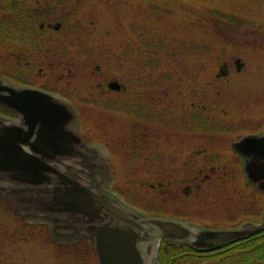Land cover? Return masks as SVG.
Returning a JSON list of instances; mask_svg holds the SVG:
<instances>
[{"label": "rangeland", "instance_id": "obj_1", "mask_svg": "<svg viewBox=\"0 0 264 264\" xmlns=\"http://www.w3.org/2000/svg\"><path fill=\"white\" fill-rule=\"evenodd\" d=\"M204 1L237 11L243 18L264 22V0ZM146 2L164 5L165 9L158 13L138 11L141 7L149 9L144 5ZM198 2L81 0L77 2V13L71 17L73 24H69L73 31L65 40L74 53L79 43H86L84 49L79 48L83 56L66 57L67 60L72 58L74 62L62 69L58 67L55 74L46 71L39 79L38 66L30 75L28 71L20 77L21 80L31 79L32 82L44 83L47 87H60L59 92L64 95L67 103L72 98L84 104L77 95L90 98L91 103L84 105V109L90 110L94 117L88 125L89 129L86 128L91 138L97 129L102 131L103 122L98 120L99 111H108L110 116L104 123L113 129L112 133L102 138L112 148L113 178L119 175L134 176L133 183L123 178L120 188L116 186L130 202L149 208L153 215L161 212L160 216H178L189 221L192 218L199 223L213 220L215 225L220 223L225 227L235 218L240 221L259 218L258 211L263 209L261 203L259 205V202H255L254 197L253 201L241 199L239 203L232 194L233 199L230 196L234 187V184H229L233 180L231 175L226 180L225 188L212 187L211 190H205L204 196L193 201L191 196L186 197L182 193L186 183L179 178L181 175L178 169H189L190 163L194 165L192 168L202 167L203 163L209 168L225 160L228 167L234 170L230 141L236 139V131H240L243 126L249 129L259 117L264 119V26L258 24L251 31L234 27L226 32V39L230 40H222L218 35L203 31L202 27L191 23L190 18L193 19L196 13ZM170 8L172 10H168ZM143 24L149 25L146 28L153 27L157 40L141 33ZM135 30L137 34L143 35L138 41L134 34L136 32L133 33ZM46 33L51 34L49 31ZM125 37L128 38L127 43L123 42ZM216 44H227L228 47L218 52L215 46L208 48ZM201 47H204L201 52H195ZM153 48H159L160 52ZM238 57L244 66L241 73L233 75ZM121 59H125L124 64L130 73L142 72L144 83H150L149 87L146 85L144 96L131 94L124 99L121 93L110 91L107 85L109 79L117 76L122 80L123 71H127L123 70ZM168 60L172 63L168 64ZM224 63L230 68L227 76L220 74ZM154 85L156 87H152ZM139 98L153 110L151 112L145 108L144 117H139V123L146 127L147 122H150L156 131V148L145 151L147 161L133 154L129 135L124 134L125 125L129 123L125 121L127 115L123 111L126 112L127 104ZM239 113L243 117L239 118ZM152 115L155 116L153 121ZM200 117L209 122L207 135H201L195 127L194 122L200 120ZM120 127V132L113 134ZM196 147L209 149L203 161L199 162L200 166L197 163L199 159L196 160L192 155L185 159L169 156L175 150L188 155ZM219 155L224 160L217 162ZM187 163L189 167H186ZM163 169L166 171L162 172ZM159 180L162 181V187L152 189L151 184L157 185ZM12 205L0 195V264H67L66 257L61 255L63 251L59 254L58 248L49 245L40 234L34 239L30 237L31 234L28 235L29 232L27 234L17 228L18 211ZM27 221L35 222L30 219ZM64 250L66 253L71 251ZM78 251L85 253L81 247ZM78 251L72 252L77 254L72 264L76 261L77 264H97L95 257L90 256L85 260L79 257L81 254Z\"/></svg>", "mask_w": 264, "mask_h": 264}, {"label": "flooded vegetation", "instance_id": "obj_2", "mask_svg": "<svg viewBox=\"0 0 264 264\" xmlns=\"http://www.w3.org/2000/svg\"><path fill=\"white\" fill-rule=\"evenodd\" d=\"M79 1L0 0V53L1 47H10V61L16 62L18 60V62H21L19 58L22 59L23 56L16 48H29L28 52L32 55L31 48L33 45L64 44L65 41L61 39L60 35L65 20L64 17L68 15L73 17L77 13V2L79 3ZM144 5L148 6L149 9L141 7L138 11L143 13L144 10H147L158 13L165 9L164 5L158 3L151 4V2H146ZM168 10H172V8ZM37 13L41 14L43 18L33 16ZM33 25L36 26L39 33H45L46 35L34 40L31 35ZM253 27L248 25L249 29H253ZM48 31L53 35L51 40L45 38ZM139 35L137 36V41L140 38ZM123 42L127 43L128 38L125 37ZM124 60L121 59L123 64ZM23 61L26 64L31 63L28 57H24ZM235 64L236 69L233 75L241 73L244 62L238 57L235 60ZM35 67L38 68V66H34V69H36ZM39 67L37 74H39L38 77L40 79L45 75L46 71L55 74L54 71L58 68V65L51 63L48 66L39 65ZM124 69H128L126 64L123 65ZM229 70V65L226 64L220 74L227 76L230 73ZM25 71L26 73L29 71L30 75L34 71L33 66L26 68ZM143 77L142 72L130 73L127 70L123 71L122 80L117 76L111 77L107 85H109L110 91L124 95V99L131 94L142 97L146 93V85L148 87L150 85V83H144ZM53 81L56 82V80ZM114 81H116V86H111ZM48 83L50 84L51 81H48ZM2 84L37 87L54 96L57 101L65 102L64 95L59 92L60 87H47L43 85L44 83L32 82L31 79L16 80L14 77H8L0 72V85ZM99 85L102 86L101 83ZM0 94L8 95L9 91L0 90ZM142 101L140 98L137 100L136 108L140 111L139 117L143 118L145 104ZM72 102H69L70 105L68 104L71 118L63 125L62 132L65 131L68 134L77 135L79 138L76 140L75 137L67 135V137L63 136L59 142L51 143L49 148L39 145V149L42 152L38 153V155L49 163L51 169L47 171L45 180L39 185L20 182L10 178L7 173H0V195L9 199L26 220L30 219L47 224L50 229L49 233L55 240L62 243H79L84 239L88 240L97 264H105L101 261L98 254V233L103 230H108L110 237L112 235L118 237V240L109 239V237L106 242L108 247L123 246L132 250L129 255V260L132 262L130 264H160L158 261V249L164 236H162L158 227L148 220L156 215H151L149 209L147 210L139 204L129 202L115 189V179L111 168L113 160V157L111 158L112 148L102 141L84 135L85 133L78 118L77 106ZM126 106L125 110L129 112L130 104ZM241 116L239 113L238 117L241 118ZM21 119L22 115L0 100V127L18 124L28 129V126ZM194 123L201 135L208 134L209 122L207 120L200 117V120L198 119ZM147 126L149 127L150 125L145 127L143 123H139V138L137 142L132 141L131 137L128 136L130 138V147L134 151L133 154L145 160V151L147 149L149 151L150 149H155L154 145L157 140H154L156 135L155 128L150 126L149 129L145 130ZM249 127L251 128L248 129V127L245 128L243 126L240 131H236V139L230 141L229 149L233 155L234 170L228 167L221 155L216 160L217 162L224 160L222 164L210 165L208 168L207 164L204 165L203 163L201 167L199 162L203 161V157L209 153V149L206 147H196L188 155H184L182 152L178 153L177 150L174 151L175 153H169V156L175 159H185L190 155L196 157V160L199 159L197 163L200 167L192 168L194 165L190 163V168L187 163L186 167H189V169L185 168L186 170H183L182 167L178 169L181 175L179 178L186 183V186L182 188L184 196H191L193 201L197 200L205 195V190H211L212 187L215 189L217 186L224 187L226 180L231 175L230 177H233V180L229 181V184H234L232 191L238 192L237 197H241L240 191L255 193L258 195V198H255V202H259V205L261 203L264 206V138H262L264 137V119L259 117ZM36 131L37 127L34 128L31 140L36 137ZM59 132L57 131L56 133ZM246 136H256L262 138V140L250 143L242 142V139ZM25 148L29 151L32 150L30 145H25ZM165 171L166 169L162 170V172ZM156 186L162 187V181L159 180L157 185L152 183L150 187L156 189ZM72 197L77 200L74 209L70 210L68 209L69 205L67 204V206L66 203ZM58 199H60L61 203L57 204L55 201ZM251 200L253 201V197L249 195L248 201L250 202ZM190 220L203 227L220 228L218 225H213V220L204 221L203 223H199L192 218ZM120 255L118 253L113 255V257H119Z\"/></svg>", "mask_w": 264, "mask_h": 264}, {"label": "trees", "instance_id": "obj_3", "mask_svg": "<svg viewBox=\"0 0 264 264\" xmlns=\"http://www.w3.org/2000/svg\"><path fill=\"white\" fill-rule=\"evenodd\" d=\"M117 1H119V0H117ZM197 2H198V0H197ZM198 3H199V7L196 8L197 11H196V13L193 14L194 16L192 15L193 19L190 18L191 23H194L195 25L202 27L203 31H208V32L210 31L211 34H214L216 36L218 35V37H220V39L222 38V40H225V41L230 40V38L226 39V37L228 36V34L226 32H229L231 30V28L236 27L238 29L246 30V29H249L248 25H251L252 27L253 26L257 27L258 24H259V26H264L263 25L264 22H261L259 20H257L255 22V20L248 19L246 17L243 18L238 14L239 12L230 10L228 8H222L221 5L220 6L216 5V4L214 5L212 3L209 4V3L205 2L204 0H202ZM156 7H158V6H156ZM191 8H192V10H195V9H193V7H191ZM33 16L36 18H38V17L43 18V16L41 14H38V13L34 14ZM59 17H61V16H59ZM71 17H72V15H68V16L64 17L65 20L63 23V28L60 31L61 39H64V41H65V43L62 45L61 44H58V45L48 44L47 46H35V45H33L31 48L32 55L30 54V52H28L29 48H25V47L16 48V50L18 52H21V54L23 56L22 59L19 58V60H21V62H18V60L16 62H11L10 58H9L10 57L9 55L11 53L10 52L11 48L10 47H6V48L1 47L0 72L5 74L8 77L12 76L16 80H20L21 79L20 76H24V74L26 73L25 69L28 67L33 66V70H34V66H39V65L48 66L51 63H54V64L58 65V67H60V69H62L64 67H68L71 62L72 63L74 62L72 58L67 60L66 57L69 58L71 56H78V57L83 56L84 53L81 52V50H79V48L84 49L86 47V43H82V42L79 43L78 46L76 47V51L74 53L72 48L70 46H68L67 40H65V38H67V36L71 34L70 32L73 31L70 29L71 25H69L73 22V21L71 22ZM144 24H143L144 29L140 30L141 33L153 38L154 40H157L156 32H154L153 27L146 28V26H149V25H144ZM208 27H210L211 30ZM254 27H253V29H250V30H255ZM68 28H69V30H68ZM75 28H73V29H75ZM134 32H136V30L133 31V33ZM141 33H138V34H140V38L142 36ZM42 34L43 33H39L36 26L33 25V27L31 28L32 38L34 40H37V39L42 38V36L44 37L46 35L45 33L43 35ZM134 34H136V40H137V36H138L137 32ZM52 37H53V35L48 33L47 37H45V38L51 40V39H53ZM160 41H162V40H160ZM193 43H195L194 39H193ZM212 46H215L216 52H218L219 50H224L225 48L228 47L227 44L209 45V47L208 46L207 47L210 49ZM203 49H204V47H201V49H199L198 51L196 50L195 52H199V51L201 52V50H203ZM152 50L159 51V48H153ZM161 51H163L162 48H161ZM151 52L152 51H149L148 53H151ZM219 54H221V53L219 52ZM24 57L25 58L28 57L31 60V63H29V64L24 63V61H23ZM65 60H67V61H65ZM168 62H169L168 64L172 63L171 60H168ZM152 87H156V85H154ZM77 98L84 103V104H81V103H79L78 100L73 99V101H74L75 105L77 106L78 111L80 113V120H81L82 129L88 136L89 133H87L86 128L89 129L88 125L92 122L94 117H93V113H91L90 110L84 109V105H86V104L89 105L91 103V100H89L90 98H86V97L80 98L79 95H77ZM136 104H137V99L134 100V103H130L129 112L123 111L124 113L127 114V120H125V121L129 123V124L125 125L124 134H126L127 136L129 135L131 137L132 141H134V142H137L138 138H139V132H138L139 123L138 122L140 120L139 119L140 111L136 108ZM132 107H135V108L132 109ZM145 108L150 109L151 112L153 111L150 106L145 105ZM109 116L110 115L108 114V111H99V119L98 120L101 123L103 122L101 124L103 127H102V131L97 129L94 132L93 139L102 141L103 140L102 137H105L109 133H112L111 129H113V127L112 128L108 127V125H106L104 123V121H106V122L108 121L107 119ZM154 119H155V116L152 115V121ZM147 124L151 126L150 122H147ZM122 125H123V123H122ZM121 128L122 127H120L117 130L115 129V131H113V134H117V131L119 133ZM147 129H149L148 126H147ZM95 135H97V136H95ZM104 140H105V138H104ZM104 140L102 142H104ZM126 177H127V179H126ZM126 177L119 175L116 178L118 188H120L119 184H120L121 179H123V178L125 179L126 182L130 181L131 183H133L134 176L130 175V176H126ZM225 187H226V185H224L223 188H225ZM237 193H238L237 191H234V192L230 191V196H232V194H233L236 197V199H238L239 203H240L241 199L246 201L245 199L249 198L248 195H250L251 197H254V198L258 197V195L255 193L251 194V193L245 192V191H243V192L240 191L241 197H239V196L237 197ZM233 199H234V197H233ZM261 212H262V208H260L258 213L261 214ZM239 221H240L239 218H235L232 220V222L230 224L235 225ZM226 223H228V222H226ZM16 226L18 229L26 232L27 234L29 232L28 235L30 236V234H31V236H30L31 238L35 239L40 234L43 237L44 241H46L49 245H53V247L58 248L59 254H61L63 251L64 255H63V253L61 255L66 257L67 264H72V261L77 259V254H72V252L75 250L78 251L80 249V247L84 248L85 253L78 251V253L81 254L79 257H81L85 260H88L90 258V256L92 258L94 257V252L92 251L90 242L88 240L84 239V240L80 241L79 243H76L73 245H71V244H65L64 245V244L57 243L49 235L48 227L45 224L27 223L19 215L17 216V219H16ZM64 249L71 250V251H67V253H66V252H64L65 251ZM158 260H159L160 264H264V229H262L258 232H255V233H253L247 237L228 242V243H226L220 247H217V248H214L211 250H197V249H194L193 247H191L190 245H188L187 243L171 242L169 239L164 238L162 240L160 248H159ZM77 263H78V261H76L75 264H77Z\"/></svg>", "mask_w": 264, "mask_h": 264}, {"label": "water", "instance_id": "obj_4", "mask_svg": "<svg viewBox=\"0 0 264 264\" xmlns=\"http://www.w3.org/2000/svg\"><path fill=\"white\" fill-rule=\"evenodd\" d=\"M115 84L116 82H112L111 86H116ZM0 90L9 91L8 95L0 94V100L22 115L21 121L28 126V129L18 124L0 127V173H7L10 178L20 182L39 185L45 180L47 171L51 170L49 163L38 155L42 152L39 145L49 148L51 143L59 142L63 136L67 137V135L75 137L76 140L79 138L77 135L62 132L63 125L71 118V111L66 102L57 101L54 96L37 87L2 84ZM36 127V137L31 140ZM57 131L60 132L56 133ZM262 138L246 136L242 142L250 143ZM25 145H30L32 150H27ZM76 200L75 197L67 200L68 209H74ZM55 202L61 203L60 199ZM148 220L158 227L162 236H167L171 241L186 242L199 250L222 246L264 228V215L260 222L245 221L237 226L221 228L203 227L187 220L168 216H154ZM109 233L108 230L98 233V254L101 261L105 264L132 263L129 260L132 252L129 247L106 245L110 237ZM117 238L112 235L109 239L118 240ZM118 253L123 255L113 257Z\"/></svg>", "mask_w": 264, "mask_h": 264}]
</instances>
